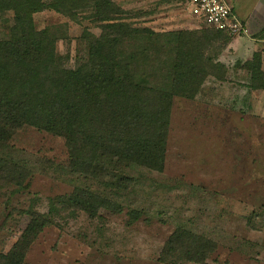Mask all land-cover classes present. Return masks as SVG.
<instances>
[{
  "label": "rangeland",
  "instance_id": "374dc122",
  "mask_svg": "<svg viewBox=\"0 0 264 264\" xmlns=\"http://www.w3.org/2000/svg\"><path fill=\"white\" fill-rule=\"evenodd\" d=\"M112 1L134 27L206 39L198 91L172 101L163 169L131 165L123 170L128 179L118 182L74 170L63 137L18 129L1 155L29 177L23 187H0V254L19 240L27 212L36 211L51 223L24 264H264V106L254 110L250 98V86L264 81L249 70L255 58L231 54L227 44L235 37L205 27L188 0ZM258 1L241 3L250 10ZM12 17L0 16V28ZM34 22L57 38L68 68L87 56L86 31L101 32L92 20L49 10ZM79 190L121 210L93 213L60 200Z\"/></svg>",
  "mask_w": 264,
  "mask_h": 264
},
{
  "label": "trees",
  "instance_id": "16d2710c",
  "mask_svg": "<svg viewBox=\"0 0 264 264\" xmlns=\"http://www.w3.org/2000/svg\"><path fill=\"white\" fill-rule=\"evenodd\" d=\"M46 10L98 23L99 35L86 31L88 53L76 67L66 66L50 30L36 28L34 15ZM10 13L12 20L0 28V187H23L29 177L25 167L1 155L24 126L63 137L73 169L85 177L118 182L128 179L123 170L131 165L161 171L172 101L197 93L205 64L199 49L206 39L134 27L112 0H0V16ZM254 58L249 70L262 83L261 53ZM250 87L264 90V83ZM65 199L87 212L121 210L88 191L60 198ZM27 215L25 230L0 254V264H24L51 223L36 211Z\"/></svg>",
  "mask_w": 264,
  "mask_h": 264
},
{
  "label": "crops",
  "instance_id": "0c3cea01",
  "mask_svg": "<svg viewBox=\"0 0 264 264\" xmlns=\"http://www.w3.org/2000/svg\"><path fill=\"white\" fill-rule=\"evenodd\" d=\"M242 0H226L232 7L235 14L249 31L248 37H235L227 45L232 48L236 57L246 61L252 60L255 53H261L263 59L264 70V0H259L255 5L247 10L241 3ZM240 5V9L236 6ZM250 98L252 99V107L259 108L264 106V90L252 91Z\"/></svg>",
  "mask_w": 264,
  "mask_h": 264
},
{
  "label": "built area",
  "instance_id": "2783aa9c",
  "mask_svg": "<svg viewBox=\"0 0 264 264\" xmlns=\"http://www.w3.org/2000/svg\"><path fill=\"white\" fill-rule=\"evenodd\" d=\"M190 14L205 27L232 37H248L249 31L226 0H188Z\"/></svg>",
  "mask_w": 264,
  "mask_h": 264
}]
</instances>
